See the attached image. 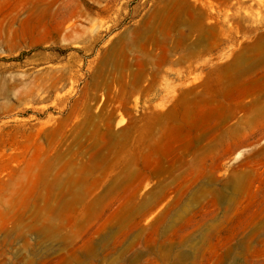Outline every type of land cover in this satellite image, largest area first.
I'll list each match as a JSON object with an SVG mask.
<instances>
[{
  "label": "rangeland",
  "instance_id": "1",
  "mask_svg": "<svg viewBox=\"0 0 264 264\" xmlns=\"http://www.w3.org/2000/svg\"><path fill=\"white\" fill-rule=\"evenodd\" d=\"M0 264H264V0H0Z\"/></svg>",
  "mask_w": 264,
  "mask_h": 264
}]
</instances>
